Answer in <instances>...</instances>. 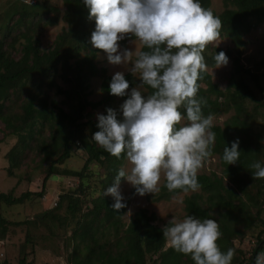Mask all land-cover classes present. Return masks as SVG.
<instances>
[{
    "label": "trees",
    "instance_id": "16d2710c",
    "mask_svg": "<svg viewBox=\"0 0 264 264\" xmlns=\"http://www.w3.org/2000/svg\"><path fill=\"white\" fill-rule=\"evenodd\" d=\"M16 1L9 5V12L6 13L7 22L0 29V123L8 131L7 133L16 139L15 144L5 154L8 167L9 169L20 167L25 151L33 150L41 163H48L41 181L42 189L48 178L53 175L73 177L77 180L78 187L72 192L59 195L56 203L53 204V209L44 211L29 221L9 222L0 216L1 246L4 245L2 240L7 226L25 225L27 230L30 226L44 227L48 235H53V230L58 226L59 229H68L70 233L67 238V247L71 246L68 255L69 264H195L190 256L177 253L171 247L164 248L166 241L163 239L162 228L167 223L163 227H158L154 224L155 216L152 213L148 214L146 210L139 209L132 214L128 223L124 224L121 216L125 208L118 212L114 211L112 202L101 195L86 199L88 195L90 196V193L86 194L89 188L86 181L91 176L90 165H96L102 172L98 180V191H107L113 185L119 166L126 156L122 154L119 159L111 156L91 137L88 138L84 134L83 126L88 125L90 133L94 135L99 131L98 123L79 122L88 104L84 100V91L89 77L99 75L102 78L100 90L105 100L109 101L113 98L109 91L111 78L105 74V69H96L93 64L96 51L90 48L89 39L96 25L94 19H89V10L83 0H62L65 10L61 20L65 23L66 29L60 31L51 48L45 52L39 50L38 39L29 33L33 31V26L56 25L59 14L56 9L38 3V0L31 5ZM228 2L231 7H225L219 13L212 12L222 21L220 37L229 41L232 51L217 47L206 49L203 55L207 69L216 65L214 56L223 51L232 60L233 73L246 75L257 86V76L239 65V57L245 45L243 37L258 25L264 24V0H224V3ZM200 3L202 7L210 9V0H200ZM50 13L52 15L49 17ZM19 29L22 31L11 34L12 31ZM18 39H22V43L18 50L19 55L15 58L7 49L14 51ZM140 50L146 49L140 46ZM83 51H86V54L78 60ZM69 61H73L72 66ZM55 78L69 84V90H61L54 83ZM125 79L132 87L134 82L131 76L126 74ZM198 84L197 97L207 101L206 106L202 108L205 116L226 112L230 106L238 114L244 100H254L251 90L242 80L232 81L230 84L233 90L226 94L211 82L207 72L203 73V78L198 80ZM43 87L47 90L54 88L57 95L75 100L74 105H68V112L63 111L55 102L47 100L42 91ZM150 92V88H144L145 94ZM220 98H223L225 104L218 101ZM12 105L17 106L18 112L6 113L8 106ZM180 111L186 116L183 108ZM244 116L247 118L251 116L250 119L254 121L253 113ZM229 122H238L235 124L236 127L234 126L236 134L229 127ZM229 122H225L221 129L217 126L212 128L215 132L213 154H219L222 161V177H217L213 173L198 175L201 188L198 193H191L184 198L183 211L184 216L191 215L201 220L215 219L223 233L222 238L217 241L218 246L224 252L228 248H234L235 256L232 264H240L243 253L233 241L236 239V242L240 243L243 239L237 237L242 236L241 232L233 228L238 221H244L249 228L252 222L258 219L257 214L261 206L259 204L255 216L250 215L249 207H254L256 201L249 196L246 188L247 184L256 182L254 197L263 195L264 179L252 178L254 170L250 165L253 162L258 161L261 164L262 162L256 152L252 153L246 147V150L241 152L237 164L228 165L222 160L225 146L231 147V143L236 138L254 135L250 132L251 125L248 120L247 123L243 119L238 120L233 117ZM44 128L48 129V136L41 138L40 134ZM230 135H236V138ZM74 145L80 146L85 153L80 170H58V167L71 156ZM7 174L10 176L11 172L7 170ZM222 178L227 179L231 186L225 187ZM131 191L136 193L133 187ZM180 193L182 192L169 193L163 187L162 181L161 190L153 200L166 201ZM238 193L245 198V201L240 200L241 196ZM42 194V190L35 195L24 192L18 197H14L12 191L0 193V204L20 205L31 196L41 197ZM203 196L207 205L204 208ZM86 200L88 205H85ZM61 208L62 214H57V210ZM212 209L216 210V218L210 214ZM235 212H239V215H233ZM262 225L260 230L247 238L258 241L264 231V224ZM29 241L30 237L25 239L26 243H30ZM19 251L21 258L18 264H26L24 244L20 246ZM1 264L8 262L4 261Z\"/></svg>",
    "mask_w": 264,
    "mask_h": 264
},
{
    "label": "clouds",
    "instance_id": "9594fccd",
    "mask_svg": "<svg viewBox=\"0 0 264 264\" xmlns=\"http://www.w3.org/2000/svg\"><path fill=\"white\" fill-rule=\"evenodd\" d=\"M83 3L89 19L95 20L92 47L103 52L112 65H130L128 71L139 81L130 87L124 73L116 72L109 91L127 97L120 106L122 119L111 108L106 115H97L99 131L92 140L117 159L124 154L128 165L118 170L113 185L103 194L113 197L112 208L118 212L126 207L120 192L122 179L139 196L158 193L161 181L169 193L199 191L198 172L213 155L215 132L214 117L202 111L207 101L197 97L198 80L207 71L203 53L219 40L222 21L202 7L200 0ZM129 36L146 50L121 51L119 42ZM214 60L217 68L228 64L223 51ZM143 88L151 92L145 94ZM240 154L237 139L231 147H224L222 160L235 165ZM250 168L253 179H264V165L257 161ZM162 233L169 247L190 256L195 264H232L235 249L221 251L217 241L223 233L215 219L172 217ZM255 264H264V250L257 253Z\"/></svg>",
    "mask_w": 264,
    "mask_h": 264
},
{
    "label": "rangeland",
    "instance_id": "374dc122",
    "mask_svg": "<svg viewBox=\"0 0 264 264\" xmlns=\"http://www.w3.org/2000/svg\"><path fill=\"white\" fill-rule=\"evenodd\" d=\"M20 1V0H18ZM17 2L16 0H0V29L5 26L7 19L6 13L9 12V5ZM21 2V1H20ZM38 3H44L47 7L56 9L59 14L56 25L50 27L45 25L33 26V31L29 33L34 38H37L39 41V50L42 52L48 51L55 37L60 33L61 30L66 29L65 23L61 20V16L65 10L62 0H38ZM225 7H231L230 3H224V0H210V9L219 13ZM52 15L50 13L49 17ZM264 24H260L254 29H252L248 34L243 37L245 45L241 56L239 57V65L243 69L250 71L253 75L257 76V86H255L250 79L244 74L233 73V64L231 58H228V64L217 68L216 65L212 68L207 69V73L210 76L211 82L224 94L228 91H232L231 87L232 81L242 80L244 84L248 86L251 90L254 100H244L242 102L243 107L241 106L240 113L236 114L232 106L228 107L225 113H218L214 115V126L223 128L225 122H229L233 117H236L238 120H244L250 123L251 129L250 132L254 135H249V138L242 137L240 140V152L245 151V147L248 151L254 153L257 151L258 158L261 159L262 164L264 165ZM22 31L14 30L11 32L12 35L17 32ZM91 37L89 39L90 48L96 51L95 59L93 64L96 69L103 68L105 69V74L112 79L113 75L116 72H123L124 75L129 74L134 82L132 87H136L139 83L138 77L131 75L128 71L129 66L123 65H112L108 62L106 55L103 52H100L94 49L91 45ZM22 39H18L17 43L14 45V51L7 49L11 53V56L17 57L18 50ZM120 50L129 49L130 51H139L140 44L135 41V38L126 37L123 41H120ZM213 47L221 48L222 50L232 51V46L226 38L220 37L218 41L209 45L206 49H211ZM86 51L80 53L78 60H80ZM135 59V56L133 57ZM71 66L73 61H69ZM59 73V70H58ZM102 78L99 75L94 77H89L86 81L87 88L84 91L85 98L84 100L88 103L85 106L82 113V119L79 120L80 123H87L91 121L92 123H98L97 115L98 114H107V109L111 108L117 112V118L122 119V114L120 112V106L123 104L124 100L127 97H116L113 96L111 100H105L104 95L100 90V84ZM54 83L61 89L68 91L70 88L69 84L63 83L60 79L55 78ZM144 92V88L141 89ZM43 93L46 95L48 101L55 102L56 106L62 109L65 112H68V105H74L75 100L65 99L63 95H57L54 92V88L49 90L42 88ZM220 103H224L223 98L218 100ZM229 103V102H227ZM17 106L12 105L8 106L6 113H17ZM255 114L256 122L247 118L246 114L251 115ZM247 122V123H248ZM182 123H187L183 121ZM238 122H229V127L233 130L234 134L237 133L236 125ZM235 126V127H234ZM3 128V125L0 123V193H8L12 191L14 197H18L24 192H30L37 194L42 190L41 197L31 196L27 201L20 205L5 206L0 204V216L3 219L9 222H22L26 220H31L34 217L40 215L42 212L53 209L54 202L57 197L66 192H72L77 189L78 182L73 177H66L62 175H53L48 178L44 184L43 189L41 188V181L43 178V173L47 169L48 163H41L39 157L32 150L25 151L24 156L21 160V165L17 169H9L8 162L6 160L5 154L7 151L15 144V137L9 135ZM83 132L88 138H92L90 133V126H83ZM259 134V135H258ZM255 135L261 137L258 143L255 139ZM48 136V129L44 128L40 134L41 138H46ZM234 135H230L232 137ZM32 145L34 143H31ZM85 159V153L78 145H74L71 150V156L58 167V170L66 171H79ZM126 158L123 160V163L119 168H127ZM7 170L11 172L9 176ZM91 176L86 181L87 187L86 194L90 193L86 199L94 198L97 195L104 196L108 198L112 204L114 199L111 196H105L103 193L106 191H98V180L101 177V170L96 165H90ZM222 166L219 164V159L217 154L212 155L204 163L203 167L199 170L198 175H210L214 174L217 177L221 176ZM222 183L225 187H230L231 184L228 183L227 179L222 178ZM162 183V181H161ZM256 182L247 184V192L249 196L256 201L254 207H250V214L254 215L259 204L261 210L258 212V219L264 221V194L258 197H254V190L256 188ZM132 186L126 181L123 180L120 183V192L124 197V203L126 204L125 211L121 216V221L124 224H127L132 214L139 209H144L149 213H152L155 216L154 224L158 227H163L165 223H168L172 217L183 218V200L188 197L191 193H180L175 196H171L168 200L164 201H154L156 194H145L144 196H139L136 193H132ZM237 193V192H236ZM239 194V193H238ZM240 195V194H239ZM241 196V195H240ZM239 196V197H240ZM240 200L245 201L244 197H240ZM88 200H86L85 205H88ZM56 203V202H55ZM258 204V205H257ZM205 205V196H203L202 207ZM250 206V205H249ZM63 209L57 210V214H62ZM222 212V211H221ZM216 212H212V217L216 218ZM233 213V215H235ZM258 219L253 224L245 229V226L242 224L237 225L238 232H241L243 239L242 242H235V246L239 248L240 245L247 243L248 236L256 233L260 230L263 225V222H258ZM264 224V223H263ZM56 226V225H55ZM53 235H48L44 227L39 226H30L27 230L25 225L20 226H7L6 234L3 238V252L7 258L8 264H18V261L21 258L19 248L22 244L25 245V263L26 264H69L68 255L70 253L71 246L67 247V238L70 233L68 229L63 230L59 229L58 226L53 230ZM29 232V233H27ZM30 237V243H26L25 239ZM236 240V239H235ZM26 243V244H25ZM165 242L164 247H167Z\"/></svg>",
    "mask_w": 264,
    "mask_h": 264
},
{
    "label": "built area",
    "instance_id": "2783aa9c",
    "mask_svg": "<svg viewBox=\"0 0 264 264\" xmlns=\"http://www.w3.org/2000/svg\"><path fill=\"white\" fill-rule=\"evenodd\" d=\"M21 3L24 4H34L36 2V0H28V2H26V0H20ZM19 1V2H20ZM3 246H1L0 244V264L4 261H7V258L5 256V253L3 252ZM239 250L243 253V257L242 260L240 262V264H255V258L258 252L264 250V231L261 233L260 238L258 241H256L255 239H248L247 243L245 244L244 248L243 245L239 246Z\"/></svg>",
    "mask_w": 264,
    "mask_h": 264
},
{
    "label": "crops",
    "instance_id": "0c3cea01",
    "mask_svg": "<svg viewBox=\"0 0 264 264\" xmlns=\"http://www.w3.org/2000/svg\"><path fill=\"white\" fill-rule=\"evenodd\" d=\"M220 113H225V112H220ZM254 115V122H256V119H255V114H253ZM220 128V127H219ZM259 135V134H258ZM251 136V135H250ZM249 136V137H250ZM234 137L236 138V135H234ZM249 137H247V138H249ZM232 138H233V136H232ZM261 137H259L258 138V136L257 135H255V139H256V141L259 143L260 142V139ZM239 140V143L240 144H243L244 145V143H241V139L242 138H236L235 140ZM229 142H230V140H229ZM231 143V142H230ZM245 146V145H244ZM256 154H257V151H256ZM214 155V154H213ZM217 157H218V159H219V164L222 166V170H223V164H222V161H220V156H219V154H217ZM243 201V200H242ZM206 205V204H205ZM205 207H207V205L205 206ZM247 207V206H246ZM250 210H251V208L249 207V212H250ZM212 212H216V210H214V209H212L211 211H210V214L212 215ZM216 215H217V213H215ZM235 215H239V212H236V214ZM251 215V214H250ZM213 216V215H212ZM251 216H255V214L254 215H251ZM259 218V217H258ZM259 220V219H258ZM256 221V220H255ZM261 222H263L264 223V221H261ZM238 224H242V225H244L245 226V229H247L248 227L246 226V223L244 222V221H238L235 225H234V230H236V231H238L237 230V225ZM252 224H253V222H252ZM234 241L236 242L237 240H235L234 239ZM234 241H233V243H234ZM169 246H167V247H164V248H168Z\"/></svg>",
    "mask_w": 264,
    "mask_h": 264
}]
</instances>
